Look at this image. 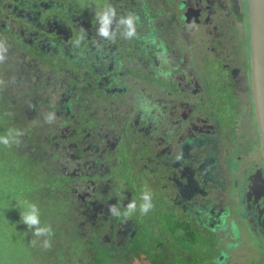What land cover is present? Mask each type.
Wrapping results in <instances>:
<instances>
[{
	"label": "flooded vegetation",
	"instance_id": "1",
	"mask_svg": "<svg viewBox=\"0 0 264 264\" xmlns=\"http://www.w3.org/2000/svg\"><path fill=\"white\" fill-rule=\"evenodd\" d=\"M0 40L1 110L63 181L33 202L64 237L75 226L72 252L51 237L52 264L104 246L117 264L198 263L201 233L200 264H264L248 0H0ZM231 156L242 172L232 197ZM146 186L154 207L141 215ZM132 200L131 217L108 210Z\"/></svg>",
	"mask_w": 264,
	"mask_h": 264
},
{
	"label": "trees",
	"instance_id": "2",
	"mask_svg": "<svg viewBox=\"0 0 264 264\" xmlns=\"http://www.w3.org/2000/svg\"><path fill=\"white\" fill-rule=\"evenodd\" d=\"M0 79H2L0 74ZM2 93V94H1ZM0 93V135H5L10 128H16L17 123L15 124L13 121L14 112L8 111L3 112L1 110V106L3 101L5 100L7 103L9 102V94H5L3 92ZM5 105V104H4ZM11 113V115H9ZM17 129V128H16ZM34 141L35 139L32 138ZM32 145L30 144V140L25 139L24 136L21 137V143L17 146L13 144L12 147H5L0 145V168H3L9 172H15L16 176L20 178L22 186L15 191L17 195H19L21 201L28 200L30 202L34 201V198L37 196L38 204H43L44 201L41 199L43 197V193L47 189H53L52 195L58 193V190L63 186V181L60 179V176L54 174L51 171H46V165L43 162V159L38 158V160H34V154L32 153ZM45 159V158H44ZM2 169V170H3ZM0 169V172L2 171ZM12 208V206H10ZM23 208V207H22ZM40 211L42 213L43 206L39 205ZM12 212H14L12 210ZM15 214V221L17 226L21 229L22 226L26 228V230H30L27 226L21 221V215ZM42 219V217H40ZM42 224H46L45 221L41 220ZM49 224V222H47ZM67 232H65V237H68L67 242L69 243L70 249H67L66 252H72L73 243L69 242L70 236L71 239H76V232L74 224H70L66 227ZM61 230V228H60ZM55 234H58V230H53ZM26 238H29L27 235ZM44 237H35L32 235V239L37 240L38 244H36L35 248H41V241ZM66 239V238H65ZM67 243V244H68ZM65 249V247H63ZM109 249L101 247L100 251L96 254H89L88 256L81 255L80 262L76 263V261L71 262V264H117L120 260L117 254ZM42 251V249H41ZM44 256L45 250L42 251ZM69 261L68 253L65 254L61 259V262Z\"/></svg>",
	"mask_w": 264,
	"mask_h": 264
},
{
	"label": "rangeland",
	"instance_id": "3",
	"mask_svg": "<svg viewBox=\"0 0 264 264\" xmlns=\"http://www.w3.org/2000/svg\"><path fill=\"white\" fill-rule=\"evenodd\" d=\"M238 153L241 154V159L243 162H248L247 151L242 152L239 150ZM240 162L241 161L238 157L236 158L231 156L228 158L229 170L227 172V176L229 184L228 186L226 185V190L228 192L227 195L230 197H232V193L235 192L234 182L238 181L237 178L242 179L240 176L242 172L239 170ZM0 169L2 170L3 168ZM21 186L22 183L20 178L16 176L15 172H9L5 169L0 172V264H52V259L44 256L42 252L45 250L43 247V240H40V243H42V246H40L41 248H38V245L37 248H35L36 245L33 246L31 243V241L34 240L32 239V230L27 231L24 226H22L20 229L15 221L16 218L14 212L16 211L17 214H20L24 211V208H22V206L19 204L21 199L15 192ZM10 206H12V208H10ZM228 207L230 206L228 205ZM12 210L14 212H12ZM41 220L45 221L46 224L48 222L46 218H42ZM53 229H57L58 232L63 236L62 231H60V226H54ZM27 235L29 238H26ZM213 236L214 235H212V237ZM244 236L247 237L245 234ZM62 238L64 239L66 237L63 236ZM205 239L206 236L202 233L197 236V245L199 246V249L195 248L194 253H198V263H192L193 258L190 262H188V258L192 255L189 254V256H187L185 259L180 258L178 260L179 264H200L203 261L200 254V248L206 244L205 241L207 239ZM249 239H251V237H249ZM36 244H38V242ZM149 244L150 242L146 241V245ZM247 244L251 249L255 250L258 255L263 251L262 246L257 245L256 242H248ZM148 257L149 254L142 257L141 260H144L142 264L151 263L147 262V260H149ZM150 258H152V256ZM175 261L176 260L168 262L171 264L175 263Z\"/></svg>",
	"mask_w": 264,
	"mask_h": 264
},
{
	"label": "clouds",
	"instance_id": "4",
	"mask_svg": "<svg viewBox=\"0 0 264 264\" xmlns=\"http://www.w3.org/2000/svg\"><path fill=\"white\" fill-rule=\"evenodd\" d=\"M102 35L107 36L108 33L105 31L101 32ZM8 52V45L6 41L0 40V63H3L6 59V54ZM4 81L0 79V86L4 85ZM11 115V113H9ZM55 120V113L50 112L45 115L46 123H53ZM25 135V131L22 129L10 128L5 135H0V145L5 147H12L13 144L19 145L21 143V137ZM141 201L139 205V213L141 215H147L154 207L152 203V192L145 187L141 195ZM19 204L24 208V211L20 213L21 221L27 226L28 229L32 230L33 236L35 237H45L43 240V247L45 249L51 248L52 241L51 237L54 235L53 229L50 224L41 223V211L35 202H30L28 200L20 201ZM109 212L113 216L123 215L125 217H131L137 212V203L135 200L130 201L121 212L115 206H109ZM33 246L36 245L37 241L32 240Z\"/></svg>",
	"mask_w": 264,
	"mask_h": 264
},
{
	"label": "water",
	"instance_id": "5",
	"mask_svg": "<svg viewBox=\"0 0 264 264\" xmlns=\"http://www.w3.org/2000/svg\"><path fill=\"white\" fill-rule=\"evenodd\" d=\"M251 40L252 94L264 149V0H248ZM262 193L259 198L262 197Z\"/></svg>",
	"mask_w": 264,
	"mask_h": 264
}]
</instances>
